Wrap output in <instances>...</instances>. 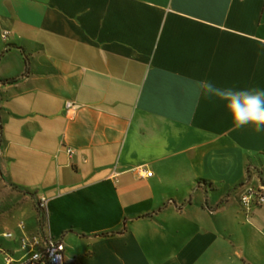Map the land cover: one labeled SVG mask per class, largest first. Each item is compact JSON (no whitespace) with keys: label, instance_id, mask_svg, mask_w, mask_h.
<instances>
[{"label":"crops","instance_id":"0c3cea01","mask_svg":"<svg viewBox=\"0 0 264 264\" xmlns=\"http://www.w3.org/2000/svg\"><path fill=\"white\" fill-rule=\"evenodd\" d=\"M202 81L264 91V0H0V171L36 199L0 264L42 198L66 264H264V131Z\"/></svg>","mask_w":264,"mask_h":264},{"label":"clouds","instance_id":"9594fccd","mask_svg":"<svg viewBox=\"0 0 264 264\" xmlns=\"http://www.w3.org/2000/svg\"><path fill=\"white\" fill-rule=\"evenodd\" d=\"M202 82L205 83L203 94L216 97L224 103L236 129L251 125L253 131L257 133L264 131V91L259 88L243 90L219 88L211 81ZM202 82H198V85Z\"/></svg>","mask_w":264,"mask_h":264},{"label":"built area","instance_id":"2783aa9c","mask_svg":"<svg viewBox=\"0 0 264 264\" xmlns=\"http://www.w3.org/2000/svg\"><path fill=\"white\" fill-rule=\"evenodd\" d=\"M7 38V34L4 35ZM81 107L78 103H68L67 108L69 110L77 111ZM70 155L74 154L72 149H68ZM143 173L146 175L144 177H152L153 172H148L146 169H142ZM241 205L249 213L256 207H261L264 205V185L258 189L251 188L244 193L240 199ZM40 207L47 213L48 209V199L42 198L40 201ZM7 238H12L13 235L8 233L5 235ZM42 244L39 238L35 239V242L31 245H26V247H31V257L30 259L22 262H17L16 260L8 257L7 264H38V263H49V264H66L65 261V245L61 241L55 240L53 237L47 239V243L43 250L39 249L36 251V246Z\"/></svg>","mask_w":264,"mask_h":264},{"label":"rangeland","instance_id":"374dc122","mask_svg":"<svg viewBox=\"0 0 264 264\" xmlns=\"http://www.w3.org/2000/svg\"><path fill=\"white\" fill-rule=\"evenodd\" d=\"M29 201L30 199L25 194L17 191L15 188L11 187L5 181V178L2 176V173L0 171V226H2V223L6 227L8 226V224L16 222L17 216L20 214V212L22 210H24L23 212H25L27 207L30 208L27 204ZM33 204L36 207L35 202ZM28 212L29 211H27V214ZM29 220L32 221L33 219L30 217ZM19 223H20L19 226L23 230V233H24L23 237L20 239V245L22 249L25 248L26 245H31L32 243H34L36 238H39L41 242H43L44 245H46L47 243L46 230L45 232L41 231L40 226H39V221H38L37 229L31 227L32 231L30 230L29 233H28V230H26L27 229V227L25 226L26 223L21 220ZM28 227L30 228L29 225ZM6 234L7 233L1 234L0 240L9 239L5 236ZM40 245L36 246V248H38ZM29 250L31 251L30 247H29Z\"/></svg>","mask_w":264,"mask_h":264},{"label":"trees","instance_id":"16d2710c","mask_svg":"<svg viewBox=\"0 0 264 264\" xmlns=\"http://www.w3.org/2000/svg\"><path fill=\"white\" fill-rule=\"evenodd\" d=\"M26 61H27L28 69H29V60L26 59ZM16 81H17L16 79H12V80H8L7 83H14ZM15 188L18 189L17 187H15ZM22 192H24L27 195L32 196L33 199H35V195H32V194H30L28 192H25V191H22ZM35 204H36V209H37V211L39 213V226H40V229H41L42 232H45V227H46V223H47V213L40 207L39 201H35ZM105 235H108V234H105Z\"/></svg>","mask_w":264,"mask_h":264}]
</instances>
